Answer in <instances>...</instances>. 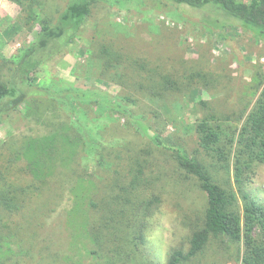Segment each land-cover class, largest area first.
<instances>
[{
  "label": "rangeland",
  "instance_id": "obj_1",
  "mask_svg": "<svg viewBox=\"0 0 264 264\" xmlns=\"http://www.w3.org/2000/svg\"><path fill=\"white\" fill-rule=\"evenodd\" d=\"M68 2L0 0L1 81L11 74L4 61L17 59L41 25H54ZM105 52L118 54L120 63L107 66ZM31 78L24 87L31 96L0 117V151L27 136H46L62 122L73 124L89 146L46 182L35 205L11 219L20 225L24 250L13 257L21 256V264H167L172 249L188 250L190 227L206 206L205 193L179 169L175 154L216 164L199 147L197 125L213 111L237 136L264 86V39L221 13L169 0H93L73 40ZM128 157L146 161L142 189L160 198L137 250L126 231L115 230L116 242L104 240L105 246L89 233L103 214L100 197L128 180L122 175ZM101 158L105 166L112 163L110 170L100 166ZM24 170L17 162L7 175L25 186L30 177ZM233 173L230 168L220 176L234 185ZM82 179L96 182L101 194L92 196L98 205L79 217L74 208L83 203L76 197ZM246 189L264 203V165L253 167ZM236 252V245L214 240L189 264H241Z\"/></svg>",
  "mask_w": 264,
  "mask_h": 264
},
{
  "label": "trees",
  "instance_id": "obj_2",
  "mask_svg": "<svg viewBox=\"0 0 264 264\" xmlns=\"http://www.w3.org/2000/svg\"><path fill=\"white\" fill-rule=\"evenodd\" d=\"M12 1L21 5L23 0ZM92 1L69 0L54 25H41L35 40L17 59L4 61L9 64L11 74L5 82L0 80V117L25 103L31 96L24 87L31 86L32 73L73 40L90 13ZM169 1L177 7L221 13L238 21L242 28L256 37L264 39V0ZM105 53L110 56L107 66L120 63L118 54ZM161 79L165 85L170 84L168 77ZM139 87L155 89L154 85ZM164 89H168L167 86ZM77 100L74 98V101ZM229 127L213 111L207 112L197 125L199 147L216 164L208 165L201 159H187L179 153L175 154L179 169L190 175L205 193L206 206L201 215L195 216V223L190 227L188 250L172 249L167 264H189L214 240L225 243L226 248L236 245V258L241 264H264V203L256 200L246 189L253 167L264 165V86L237 136L234 132L230 133ZM88 146L84 134L74 132L70 122H62L58 129L46 136H27L0 151V264H21L20 257L24 255L22 241L18 237L20 225L11 219L28 204L35 205L46 182L60 169L69 168L80 153L87 154ZM4 151L7 157L2 159ZM101 159L98 161L100 166L105 171L110 170L112 163L111 166L107 163V167L106 160ZM116 159L119 161L122 157L117 156ZM17 162L24 164V172L30 177L25 186H19L7 175V171ZM145 168V160L128 157L122 173L128 180L115 184V193L108 197L107 193L100 197L101 188L96 182L80 180L81 189L76 197L83 203L75 204L74 216L83 217L86 212L89 214L90 207L98 205L92 201L93 195L101 199L103 214L96 221L98 224H92L90 215L87 217L91 222L89 233L94 242L102 246H105L104 240L116 242L117 230L118 233L126 231L127 239H130L135 250L144 244L147 219L160 203L156 194H146V190L142 189L148 185L144 177ZM230 168L234 171V185L230 179L220 176L222 173L229 175ZM115 173L118 175L120 172L116 170ZM83 205H86L84 209ZM3 221H7V224H3ZM12 244L18 247L19 252L11 248ZM114 252L118 253L116 250ZM18 253L21 256L13 257ZM112 263L111 260L106 264Z\"/></svg>",
  "mask_w": 264,
  "mask_h": 264
}]
</instances>
